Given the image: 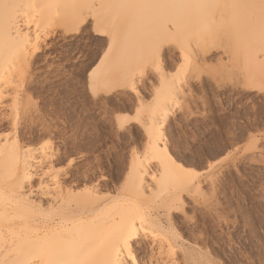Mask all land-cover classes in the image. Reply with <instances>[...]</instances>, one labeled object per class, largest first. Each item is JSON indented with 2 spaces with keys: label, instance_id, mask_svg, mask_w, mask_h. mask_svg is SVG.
I'll return each instance as SVG.
<instances>
[{
  "label": "bare ground",
  "instance_id": "1",
  "mask_svg": "<svg viewBox=\"0 0 264 264\" xmlns=\"http://www.w3.org/2000/svg\"><path fill=\"white\" fill-rule=\"evenodd\" d=\"M81 1L0 0V264H181L177 251L184 244L169 215L183 208L182 192L194 197L203 190L200 178L175 160L163 139L171 98L181 93L190 109L191 81L213 54L214 33L227 23L223 31L239 39L230 60L241 63L243 85L264 92V0H113L110 9L99 3L97 11L94 0ZM90 21L94 36L107 41V59H118L107 72L108 67L87 74L89 93L94 99L134 94L137 116L116 117L117 125H139L147 140L146 160L158 165V175H151L146 162L135 160L125 193L111 199L97 188L76 190L73 180L60 181L48 156L36 157L20 133V113L29 98L22 88L33 60L55 28L69 36ZM171 41L190 65L184 77L189 94L162 69L160 93L147 105L139 78L161 65L163 44ZM141 251L143 261L137 257Z\"/></svg>",
  "mask_w": 264,
  "mask_h": 264
},
{
  "label": "rangeland",
  "instance_id": "2",
  "mask_svg": "<svg viewBox=\"0 0 264 264\" xmlns=\"http://www.w3.org/2000/svg\"><path fill=\"white\" fill-rule=\"evenodd\" d=\"M94 1L97 11L100 4L110 9L113 0ZM106 9L101 11H111ZM60 29L53 30L50 46L42 47L25 74L22 94L29 98L19 117L22 143L36 157L45 153L60 181L73 180L75 189L97 188L101 196L115 198L125 193L135 160L146 162L151 175L158 173V165L146 160L147 140L139 125H117L116 117L137 116L134 94L94 99L89 93L87 74L109 71L116 59H107L106 39L94 36L92 21L69 36ZM223 30L214 33L213 54L191 81L190 109L181 93L172 96L163 127L169 153L202 182V195L182 192L183 208L169 215L185 247L177 251L181 264H264V92L243 85L241 63L230 60L231 53H238L239 39ZM163 47L161 65L149 67L137 84L147 105L160 93L163 70L189 94L184 77L190 65L181 60L177 44ZM166 215L160 213L165 224ZM145 255L141 251L137 257L143 261Z\"/></svg>",
  "mask_w": 264,
  "mask_h": 264
}]
</instances>
